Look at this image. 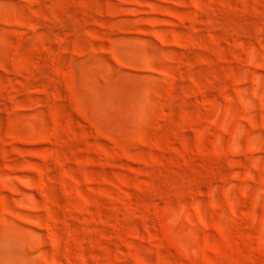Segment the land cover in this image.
Segmentation results:
<instances>
[{
	"label": "rangeland",
	"instance_id": "1",
	"mask_svg": "<svg viewBox=\"0 0 264 264\" xmlns=\"http://www.w3.org/2000/svg\"><path fill=\"white\" fill-rule=\"evenodd\" d=\"M0 264H264V0H0Z\"/></svg>",
	"mask_w": 264,
	"mask_h": 264
}]
</instances>
